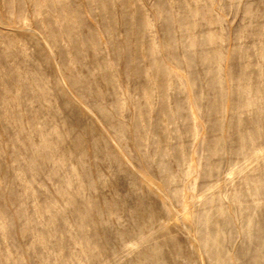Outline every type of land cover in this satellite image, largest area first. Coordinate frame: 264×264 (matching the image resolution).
<instances>
[{
    "label": "rangeland",
    "instance_id": "obj_1",
    "mask_svg": "<svg viewBox=\"0 0 264 264\" xmlns=\"http://www.w3.org/2000/svg\"><path fill=\"white\" fill-rule=\"evenodd\" d=\"M0 264H264V0H0Z\"/></svg>",
    "mask_w": 264,
    "mask_h": 264
},
{
    "label": "bare ground",
    "instance_id": "obj_2",
    "mask_svg": "<svg viewBox=\"0 0 264 264\" xmlns=\"http://www.w3.org/2000/svg\"><path fill=\"white\" fill-rule=\"evenodd\" d=\"M257 224V222L256 221H254V220H250V222H249V228L250 229H254V227H255V225ZM256 229V228H255ZM258 231V230H257ZM261 239V238H260ZM257 242V241H256ZM256 244V243H255ZM257 261V260H256Z\"/></svg>",
    "mask_w": 264,
    "mask_h": 264
}]
</instances>
